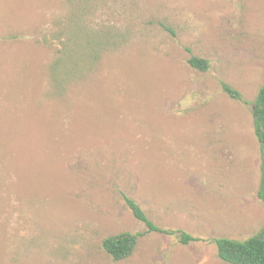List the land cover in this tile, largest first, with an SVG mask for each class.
Here are the masks:
<instances>
[{
    "label": "rangeland",
    "instance_id": "1",
    "mask_svg": "<svg viewBox=\"0 0 264 264\" xmlns=\"http://www.w3.org/2000/svg\"><path fill=\"white\" fill-rule=\"evenodd\" d=\"M70 15L121 38L58 80ZM263 80L264 0H0V264H227L214 240L264 226ZM121 232L138 240L115 261Z\"/></svg>",
    "mask_w": 264,
    "mask_h": 264
},
{
    "label": "trees",
    "instance_id": "2",
    "mask_svg": "<svg viewBox=\"0 0 264 264\" xmlns=\"http://www.w3.org/2000/svg\"><path fill=\"white\" fill-rule=\"evenodd\" d=\"M60 32V48L50 66V74L55 79L60 76H74L89 71L104 50L117 45L119 33L106 29L104 26L95 30L87 27L83 21L70 15L66 26ZM188 64L200 71H206L209 62L205 58L190 56ZM222 89L233 99H240V93L222 83ZM254 135L260 147V180L256 191L257 198L264 207V80L260 85L252 109ZM126 206L133 216L146 224L149 230H159L145 215L140 206L130 197L123 195ZM138 240V235L121 232L109 235L102 240V248L113 260L118 261L129 257ZM194 240L190 235L181 233V242L186 244ZM217 257L227 264H264V226L254 235L235 240L226 237L214 240Z\"/></svg>",
    "mask_w": 264,
    "mask_h": 264
}]
</instances>
